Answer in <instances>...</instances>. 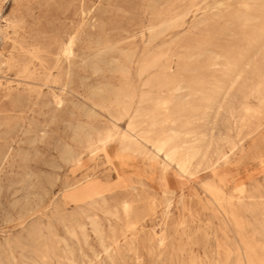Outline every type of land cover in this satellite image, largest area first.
<instances>
[{
	"label": "rangeland",
	"instance_id": "rangeland-1",
	"mask_svg": "<svg viewBox=\"0 0 264 264\" xmlns=\"http://www.w3.org/2000/svg\"><path fill=\"white\" fill-rule=\"evenodd\" d=\"M39 1L1 2L0 27L5 34L0 38V264H40L29 237L35 229L42 232L45 240H49V232L56 236L57 258L50 264H66L63 243L73 252L76 264H107L99 239L89 225L91 218L100 224L104 244H110L112 232L117 234L119 250L115 264H178L179 261L216 264L236 238L204 193L203 186H219L225 196L239 202L236 207L239 211L264 208V86L257 87L259 83L248 63L250 59L258 61L260 55L251 57L253 52L247 53V29L235 18L245 0H186L182 23L154 41L150 40L148 29L152 27L157 32L164 23H170L171 20L165 19L178 12L176 2ZM50 3L51 7L55 5L54 9ZM69 38L73 45L71 55L67 56L62 43ZM198 43L202 45L200 50H196ZM157 50L164 52L160 66L169 69L166 74L173 81L190 85L225 83L227 79L231 81V63L237 67L232 73L241 72L240 77L226 97L209 111L190 109L200 105V98L185 97L187 92L183 88L172 104L160 111L155 124L146 116H119L110 101L113 93L126 85L137 93L132 111L144 113L153 109L154 104L141 102L142 94L151 93L164 99L169 96L165 90L149 92L142 86L146 79L161 76L163 72L159 69L146 79H139L137 64H133L124 79L116 68L120 53L135 52L137 57H147ZM23 65L28 69L25 73L21 70ZM32 80L41 82L34 85ZM99 91L103 92L101 100L96 99ZM169 129L174 133H190L188 138L198 144L203 139L204 143L217 145V151L211 149L200 167L194 168L190 175H181L173 166L165 167L163 155H154L156 152L151 147ZM83 131L93 141L98 134H109L111 138L106 145L95 144L96 149L90 153L78 140ZM146 133L150 143L137 138L136 152L126 154L120 150L125 139L133 140ZM68 150L75 152V161L64 160ZM134 178L139 182L134 190L117 187L120 180ZM93 181L111 207H117L123 200L136 207L133 238L130 232L126 233L127 238L121 236L130 229L121 217L115 220L100 209L77 203L83 195L81 189ZM165 193H171L169 205L162 196ZM245 218L246 236L250 238L257 224L248 214ZM78 226L85 229V245ZM69 229L76 231L78 242L70 239ZM163 236L165 260L158 263L148 248ZM132 239L140 244L138 260L127 246Z\"/></svg>",
	"mask_w": 264,
	"mask_h": 264
},
{
	"label": "bare ground",
	"instance_id": "bare-ground-1",
	"mask_svg": "<svg viewBox=\"0 0 264 264\" xmlns=\"http://www.w3.org/2000/svg\"><path fill=\"white\" fill-rule=\"evenodd\" d=\"M76 1H74L73 3H75ZM172 1L177 3L178 12L176 14H174V16H172L171 18L165 19V20H171L170 23H168V22L164 23L162 25V27L157 32L156 31L154 32L152 27H150L148 29L151 41H154L162 33L166 32L170 29H173L175 27V25L182 23V20L184 19L185 15H186V12H184V10H183V5L185 4L186 0H172ZM1 2H2V0H0V14L2 11ZM39 2H41V0ZM55 2H56V0H55ZM60 2L58 3L59 5H57L58 7L61 4ZM70 2H71V0H70ZM166 2H169V0L168 1L166 0ZM40 5H42V3ZM76 5L80 6L81 4L80 5L76 4ZM45 6H47V5L45 4ZM74 6H75V4H74ZM74 6H72V7H74ZM58 7H57V9H58ZM42 8H43V6H42ZM48 8L49 7H47V9ZM50 8L54 9L55 5H54V7H51V3H50ZM68 8L69 7H67V9ZM105 9H107V6ZM116 9H120V8H116ZM71 10H73V9H71ZM75 10L77 11V9H75ZM79 10H80V7H79ZM62 12H60V13H62ZM99 12H101V11H99ZM103 12L104 11H102V13ZM78 13L79 12H77V14ZM102 13L100 15H102ZM40 14L42 15V13H40ZM98 14H96V15H98ZM78 16H80V15H78ZM30 18H28V19L30 20ZM148 18H149V16H148ZM235 18L241 20V24L243 26H245V28L247 29V32L245 34L247 53L253 52V55L251 57L256 56V54H258V53L260 55V57H259L260 59L258 61L252 62L250 59V61L248 63L252 67L254 78L256 79L257 83H259V85L257 87L264 86V0H245L244 5L242 7V11L239 12L238 14H236ZM39 19L41 20V18H39ZM0 20H1V16H0ZM33 21L34 20H32V22ZM28 23H30V22L28 21ZM32 25H33V23H32ZM2 26H4V25H2ZM75 30H77V28ZM104 33H106V32H104ZM4 34H5V30L0 27V38H2ZM66 34H69V33H66ZM48 35H51V34H48ZM60 36H61V34H60ZM60 36H58V37H60ZM51 37H54V36H51ZM47 39H48V37H47ZM48 43H50V42H48ZM62 44L64 45L63 53L68 56L70 54V51H71V48L73 45V41H72V39L69 38L68 40H66ZM50 47H52V45ZM50 47H48V48H50ZM53 48H55V47H53ZM74 48H75V46H74ZM201 48H202V45H200V43H198L196 50H198V49L200 50ZM52 50L54 51V49H52ZM56 50H55V52H56ZM49 51H51V50H49ZM57 52H59V51L57 50ZM107 53H108V51H107ZM39 54L40 53H38L37 55H39ZM102 54H99L97 56H101ZM163 54H164V52L162 50H157V52H155L152 55H149L147 57H145V56L137 57V54L135 52H132V53L131 52H124V53L119 54L120 62L117 64L116 68H117V71H119V73L122 75V77L124 79L128 77L130 70H131V66L133 64H137V69H138L137 77L139 79H141V78L146 79L153 71H156L157 69H159L160 72L161 71L163 72V74L161 76L146 79L144 81V83L142 84V86L146 87L149 92H154V90L155 91H162V90L164 91L165 90V91L170 93L169 96L165 99L164 98H157L154 94H151V93L150 94L149 93L142 94L139 98V99H141V102H143V103L147 102V103L154 104V107L151 111H146L143 113V111H140V110L132 111V105H133V103H135L134 99H135L137 93L135 90H131V88L126 85L122 89L113 93L112 100L110 101L111 106H113V108L116 110V113L119 116L125 117V116H128L130 114H135L136 117L146 116V117H148L149 120L152 121V123L154 122V124H155L156 123L155 121H156L157 117L159 116L160 111L166 110L168 108V106L170 104H172L174 99H176V97H177L176 94L178 92H180L181 90H183V88H185L186 92H187L185 94V97L199 96V98H200V105L191 107L190 109H192L193 111H201V110L203 111L204 109L205 110L207 109V111H209L214 106L218 105L219 102L226 97V95L230 91L231 85L237 80V78L240 77L241 72H238L236 74L232 73L234 70H236L237 67L232 65V63H231V81H228V79H227V81L225 83L218 82V81L213 82L211 84H205L203 82H197V83H193L190 85V84H185L182 81H173V80H170L166 74V72L169 69L167 67L160 66V62H161V58L163 57ZM50 55H53V54L50 53ZM54 55H56V53ZM104 55H105V53L103 54V56ZM76 56H78V54ZM139 56H140V54H139ZM57 58L58 57H56V59ZM40 59H38V60L42 62L43 60L42 59L40 60ZM45 60H47V59H45ZM103 60H105V59H103ZM39 61H37V62L39 63ZM93 62H96V61H93ZM54 63H55V61H54ZM43 64H45V61ZM46 64H47V61H46ZM94 65H96V64H94ZM214 65L215 64H213V66ZM47 66H49V65H47ZM84 67H85V64H84ZM90 67L91 66L89 65V69H90ZM60 68H61V66H60ZM95 68H97V67H95ZM21 70H22V72L25 73L28 69L25 65H23ZM48 70L49 69L47 68V71ZM70 71L71 70H69V72ZM19 73H17V74H19ZM64 74H66V73H64ZM20 75H21V73H20ZM59 76H61V75L59 74ZM47 78H49V77H47ZM25 80H26V78H25ZM66 81H68V79H66ZM36 82H38V83H36ZM36 82H35L36 83L35 84L33 81L34 85L39 84V82H41V81H36ZM57 83H58V81H57ZM225 84H227V85H225ZM31 86L33 87V85H31ZM39 87H37V88H39ZM94 87H95V85H94ZM103 87L104 86H102V88ZM99 88H101V87H99ZM91 90L96 91L94 88H91ZM61 91H63V90H61ZM88 91H89V89H88ZM96 95H97L96 99L100 98V100H101L103 97V92L99 91V92H97ZM89 96L92 99L91 95H89ZM21 99H22V97H21ZM253 100H255V99H253ZM186 104H188V102H186ZM86 111H87V109H86ZM181 111H182V109L180 108L179 112H181ZM82 115H83V113H82ZM128 120H129V118H128ZM85 128L88 129V127H86V126H85ZM132 128H133V126H132ZM79 129H81L80 126H79ZM85 132L84 131L82 132V136H80L78 140L80 141L81 144L85 145L86 149H88L90 153L94 152V150L96 149V148H93V146L95 144H99L100 146L106 145V144H108V142L110 141V138H111L109 134H104V135L98 134L97 139L95 141H93L92 138L90 137V135L85 133ZM95 132L97 133V131H95ZM96 133H94V134H96ZM71 136H72V134H71ZM188 136H190V133H187L185 131L179 132V133H174L172 130L169 129V132L167 134H165L164 136H158L155 139V141L151 144V147L156 152V154H154V155H157V156H158V154L163 155L162 161H163V164L165 165V167L173 166V168L176 171H178L181 175H184V176L190 175L191 171L194 168L200 167V165L203 164V162L207 159V156L209 155V151L211 149H213L214 152L217 151V149L215 148L217 145L214 147L211 145L210 142L204 143L203 139H201L199 141V143H201V144H198L195 142L194 139H193V141H191V139H189ZM137 138L146 144L150 143L149 135L147 133L143 134V135H137L133 140L127 138V139H125V141L121 142L120 143V150L126 154L136 152L137 147H138V142L136 140ZM10 152H11V150H10ZM119 154L121 155V153H119ZM64 155H65L64 160H68V161H75L76 160V154L73 151L68 150L65 152ZM124 155H122V156H124ZM7 158H6V160H7ZM65 164H67V163H65ZM120 181L121 182H119L117 185L119 190H130V191H132L135 189V185L139 184V182L136 178L129 180V181H126V182L123 180H120ZM81 190L83 192V195L80 199L77 200V203L81 204L82 206L91 208V209H98V210L100 209V211L102 210L106 216H108L109 218H113L115 220H119L121 217L125 221V223H127L130 226V229L126 232H122L121 236L123 238H127L128 236L126 235V233L130 232V237H132V238L134 237V234H133V232L135 231L134 227L137 223V215H134V214H136L138 211H137L136 207H134L133 204H131L130 202H128L126 200H123V202H121L117 207H111L109 201L104 198L103 192L101 191V189L99 188V186L96 184L95 181L88 183ZM203 191L206 195H208V197L211 200L213 207L215 208L217 213L221 216V218L225 221V225H227L231 229V232L234 234V236L236 238L234 245H231V248H226L223 251V256H224L223 259H220V257H218V261L216 262V264H264V208H261V209L256 208V209L249 210V211H239L236 208L237 205L239 204V202H234L232 197L225 196L222 189L219 186L214 185V184H208V185L203 186ZM162 196L164 197L166 204L169 205V201L171 199V193H165V194H162ZM40 204H42V203H40ZM40 207H41V205H40ZM146 209H147V207H146ZM148 210H149V207H148ZM37 211H39V210H37ZM37 211H34V212H37ZM31 212H33V210ZM21 213H23V212L21 211ZM21 213H20V215H21ZM33 214H35V213H33ZM245 214H248L250 216V219L255 221L257 224V226H255V228L252 230L253 234L250 238H248L246 236V230L245 229H246V223L248 222V220L245 218ZM86 218H88V217H86ZM22 220H24V219H22ZM89 221H90L89 225L92 229V232L99 239L100 248L102 249V254L104 256V261L107 262V264H115V260H116V257L118 255V250H119V248L117 246L118 243L116 240L117 234L112 232L110 244L106 245V244H104L105 241H104V236H103V230H102L100 224L98 223V221L96 219H92V218L89 219ZM19 223H21V222H19ZM21 228H22V226H21ZM78 229H79L80 237H81V239L85 245V243L87 241L85 229L83 226H78ZM131 232H132V234H131ZM67 234L71 237L70 239H74V240H76V242H78L76 231L74 229H69L67 231ZM49 235H50L49 240H47V239L45 240L42 232L39 229L33 230V232L29 235V237L31 238V241H32V249H33L35 258L40 264H50V261L52 259L57 258V256H56L57 246H56V242H55L56 236L50 232H49ZM213 237H214V235H213ZM165 241H166L165 236H163L162 240H160L158 243L155 242L154 245H151V247L148 248V252L157 258L156 262H158V263L162 262V260H165V257L163 256V254L166 251ZM63 246H64V251H65L64 260L66 261V264H76L74 262V254L69 249L68 245L66 243H63ZM127 246L130 247L129 250L132 252V254L134 256H136V259L138 260L139 259L138 248L140 247V244L138 242H136L134 239H132L128 243ZM79 255H81V254L79 253ZM81 256H83V255H81ZM99 263H100V261H99ZM178 264H182L181 261H179ZM190 264H194V263L192 262Z\"/></svg>",
	"mask_w": 264,
	"mask_h": 264
}]
</instances>
